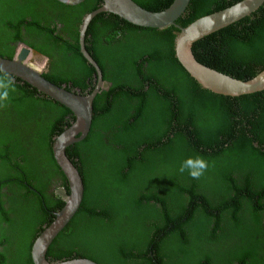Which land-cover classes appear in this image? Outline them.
<instances>
[{"label":"trees","instance_id":"16d2710c","mask_svg":"<svg viewBox=\"0 0 264 264\" xmlns=\"http://www.w3.org/2000/svg\"><path fill=\"white\" fill-rule=\"evenodd\" d=\"M157 11L170 0H132ZM237 0H188L177 25ZM100 0H0V58L19 45L44 55L41 75L77 94L95 71L78 52L77 25ZM177 28L137 26L99 12L83 48L101 73L86 134L64 147L81 182L80 204L44 258L96 264H264V89L238 96L200 87L177 62ZM193 58L245 80L264 68V0L201 37ZM14 80L0 108V264H31L29 247L63 200L50 150L72 120L62 103ZM202 157L193 179L179 168Z\"/></svg>","mask_w":264,"mask_h":264},{"label":"water","instance_id":"95a60500","mask_svg":"<svg viewBox=\"0 0 264 264\" xmlns=\"http://www.w3.org/2000/svg\"><path fill=\"white\" fill-rule=\"evenodd\" d=\"M67 5H74L82 0H57ZM100 4L82 15L77 25L78 52L85 62L95 71V82L92 89L85 94L67 91L41 75V71L26 61L30 54L23 47L19 48L10 58H0V72L16 77L37 91L62 103L73 115L69 124L56 133L50 142V150L55 164L60 169L65 182L66 192L62 187L55 193L63 200V204L53 211L51 222L34 238L29 247L31 264H96L80 257L69 259L46 260L44 253L48 243L55 234L68 222L77 210L81 201V182L79 176L64 155V147L80 140L87 132L92 117V100L103 85L100 70L83 48V32L90 18L99 12H108L124 21L143 27L162 28L170 24L177 28L172 40V51L177 62L186 70L191 78L202 88L213 93L238 96L264 89V68L245 80L234 78L206 65L198 63L192 56L190 46L201 37L247 15L256 9L263 0H237L221 9L198 16L177 25L174 22L184 9L188 0H170L164 8L149 11L134 3L132 0H100ZM28 54V55H27Z\"/></svg>","mask_w":264,"mask_h":264},{"label":"clouds","instance_id":"9594fccd","mask_svg":"<svg viewBox=\"0 0 264 264\" xmlns=\"http://www.w3.org/2000/svg\"><path fill=\"white\" fill-rule=\"evenodd\" d=\"M9 90L15 92L14 80L11 77L0 78V108L7 107L9 101ZM208 168V162L202 157L188 158L180 166L179 171L186 170L193 179H199Z\"/></svg>","mask_w":264,"mask_h":264},{"label":"flooded vegetation","instance_id":"af4514ba","mask_svg":"<svg viewBox=\"0 0 264 264\" xmlns=\"http://www.w3.org/2000/svg\"><path fill=\"white\" fill-rule=\"evenodd\" d=\"M21 47H23L24 49H26L27 50V52H30V54L33 56V57H35V59H39V67H40V71H45V66H46V64H47V61H46V58H45V56L43 55H41V54H38V53H36V52H33L32 50H30V49H28V48H26L25 46H23V45H21V44H19L15 49H14V51H13V53H12V56L16 53V51L19 49V48H21ZM11 56V57H12ZM58 187H61V186H56V187H52V185H51V183H50V181L47 183V185H46V188H45V192L46 193H49V192H53V193H55V189H57ZM38 235V234H37Z\"/></svg>","mask_w":264,"mask_h":264},{"label":"rangeland","instance_id":"374dc122","mask_svg":"<svg viewBox=\"0 0 264 264\" xmlns=\"http://www.w3.org/2000/svg\"><path fill=\"white\" fill-rule=\"evenodd\" d=\"M28 54H30V52ZM25 60L30 62L31 65H33L34 67H36L35 69H37V70L40 69V67H39V59H35V57H33L31 54H30V56L28 55Z\"/></svg>","mask_w":264,"mask_h":264},{"label":"bare ground","instance_id":"6f19581e","mask_svg":"<svg viewBox=\"0 0 264 264\" xmlns=\"http://www.w3.org/2000/svg\"><path fill=\"white\" fill-rule=\"evenodd\" d=\"M31 66H33V65H31ZM34 67V66H33Z\"/></svg>","mask_w":264,"mask_h":264}]
</instances>
